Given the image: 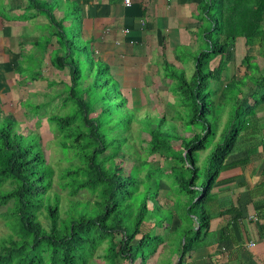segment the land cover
<instances>
[{
    "label": "trees",
    "instance_id": "1",
    "mask_svg": "<svg viewBox=\"0 0 264 264\" xmlns=\"http://www.w3.org/2000/svg\"><path fill=\"white\" fill-rule=\"evenodd\" d=\"M32 1L41 7L38 0ZM194 11V41L200 40L204 48L187 54L192 63L189 76L183 70H165L167 62L178 67L184 58L174 54L172 63L161 54L160 79L173 99L171 114L138 119L132 100L128 103L109 66L90 53L82 67L72 53L83 51L84 45L77 48L72 40L76 35L69 38L60 29L61 21L50 18L59 30L56 35L64 43V53L53 54L49 63L56 70L66 67L68 71L67 84L59 95L66 113H51L46 118L54 126L58 148L68 163L59 170L56 185L68 197L86 192L93 198L68 199L61 209L58 193H49L53 169L45 161L39 139L31 141L30 137L25 143L22 139L29 132L13 131L14 119L1 120L0 207L4 210L0 218L7 232L0 238V264H87L102 243L105 264H149L163 238L145 222L148 211L154 225L169 227L173 215L177 220L168 234L169 240L173 234L177 239L173 264H186L193 250L207 245L214 235L208 229L211 214L206 208L214 196L211 187L221 171L235 164L229 155L244 140L254 106L264 101V0H198ZM238 37L246 45L256 44L263 62L261 72H252V90L245 97L233 74L223 84L214 82L210 87L207 83L220 77ZM249 57L245 54L242 60L249 64ZM133 89L125 87L127 93ZM232 99L234 108L223 111L229 114L220 126L223 109L216 112V106ZM132 121L143 134L138 149L127 142ZM176 127L182 132L187 127L195 131L184 136ZM173 139L179 146L175 152ZM202 151L206 153L200 157ZM154 155L161 159L160 166L152 167L149 158ZM127 160L130 165L123 169L121 162ZM173 179L179 191L191 193L179 212L171 204L162 207L156 198L159 181L166 180L171 191ZM162 209L167 210L165 215L159 214ZM231 209L220 213L228 214ZM115 234L120 235L117 242L113 241Z\"/></svg>",
    "mask_w": 264,
    "mask_h": 264
},
{
    "label": "crops",
    "instance_id": "2",
    "mask_svg": "<svg viewBox=\"0 0 264 264\" xmlns=\"http://www.w3.org/2000/svg\"><path fill=\"white\" fill-rule=\"evenodd\" d=\"M197 1L128 0L125 6L123 0H38L40 7L32 0H0V121L12 118L19 124V117H32L30 101L38 106L47 98L60 99L68 71L49 63L53 54L64 53L52 21H61L60 29L67 34V19L72 18L74 33L84 43L89 41L91 53L109 66L111 75L115 72L112 76L121 88H145L148 69L161 73L164 49L191 45L197 35ZM261 25L264 30V13ZM245 54L252 65L242 60ZM225 67L224 82L236 71L241 96H246L252 90V72L263 67L260 48L238 37ZM53 84L59 89L55 91ZM247 130L229 155L235 164L221 171L211 187L214 196L206 208L211 214L208 229L214 235L191 252L186 264H264V101L254 106ZM230 206V213H220Z\"/></svg>",
    "mask_w": 264,
    "mask_h": 264
},
{
    "label": "rangeland",
    "instance_id": "3",
    "mask_svg": "<svg viewBox=\"0 0 264 264\" xmlns=\"http://www.w3.org/2000/svg\"><path fill=\"white\" fill-rule=\"evenodd\" d=\"M67 21H69V23L66 24L67 35L69 36V38H72L71 36L72 34L76 35L74 33L75 24L74 22H72V18L67 19ZM72 40H73V44L76 45L77 48L81 47L80 45H84L83 51L82 50L79 51L78 49L72 53V56L78 58L81 66L83 67L84 66L83 64L86 62V55L91 56V54H93L91 53V50H90L89 41L84 43L83 41L79 40L77 35L74 36ZM191 41H192L191 45H190V42H186V43H180L179 45H176L174 47L171 46V49L169 51H165L164 49V54H163L164 59L167 58V60L172 63H173L174 54L179 56L180 58H184L182 59V62L178 63L179 64L178 67L176 66L174 67L173 65H170L169 62H167L168 64L165 67L166 71L176 72L177 70L178 71L183 70L184 76L185 77L189 76L192 70V63L187 54H194L200 47L204 48L200 40L194 41V38H192ZM239 53H240V49L239 47H236V57L237 58L239 57ZM93 56L95 57L94 54ZM249 59H251V57H249ZM216 60L217 59H214L213 62L215 63ZM236 62L237 60L235 61V64ZM249 64L252 65V62L251 63L249 62ZM93 69L94 67L89 70L90 77L93 73L92 71ZM225 69L226 67L221 71L220 77L217 80H214L213 82L207 81L210 87L212 86V83L214 82H215V85H220L221 83L222 84L224 83L223 75L226 74V76L228 77V73H226ZM147 71H148L146 75L147 82H148L147 87L144 88L140 86L139 87L135 86V89H133L131 93L130 92L127 93V91H125V88H123V92L125 93L127 97L128 103L131 100L133 102L132 108L134 109V115L136 119L144 117V116L156 117L161 114H164L167 117L171 114L173 99L170 93L167 91L165 82H163L160 79V73L156 72V70L154 71L153 68H150ZM232 73H233V76L237 74L236 71H232L231 74ZM112 75L116 76L114 71L112 72ZM134 83H136L135 80H133V84ZM53 85H54L55 91L59 89V88H55L56 84H53ZM63 86L65 87L64 83H63ZM240 88H241L240 93L242 94L243 87L239 86V89ZM242 97H245V96H242ZM49 100H50L49 98L45 99L44 104H42L38 108H34L32 105L33 102L30 101L28 103V109H30L29 115L32 117H27L25 115L23 118H21L18 116L19 118L17 121L19 124L13 123V125H15L13 127V131L15 132L20 131L24 134L29 132V134L24 135L22 139L23 142L25 143L29 141L30 137H31V141L34 140V138L39 139V143L41 145V151L45 158V161L48 162L53 169L52 189L50 190L49 193L51 195L53 191H56L59 196V205L61 209H65L67 206L68 199L69 200H79V201H84L87 199L91 201L93 197L87 194L86 192L78 193L74 197H68L65 189L57 188L58 186L56 185V183L58 181L57 175L59 173V170L61 168L66 167L68 163L64 160V157L61 154L60 149L58 148V145H57L58 138H55L56 131L54 130V126L52 125V123L48 124V120H46V118L51 113L63 115L66 113V110L60 104V101H61L60 99H58L57 101L54 100V101L48 102ZM234 105H235V102L232 99L227 104L222 103L219 106L218 105L216 106V112H219V111L221 112V110L223 109L222 113L220 114V126H221V123L224 121L226 114L229 111L233 110ZM224 110H228V112H223ZM8 119L13 121L12 118H8ZM194 131L195 129H192L191 127H187L184 130V132H182L180 127H176V132L184 136H189ZM127 134H128L127 142L129 144H132L133 147H135L136 149H138V144L140 142V139L143 137V134H141L138 130V124L132 121L129 124V129L127 131ZM171 144L173 147V152H175V150L179 147L178 141L176 139H173L171 141ZM205 153L206 151L199 152L200 157L204 156ZM150 157L151 159L149 158V160L151 162L152 167H154L156 164L160 166L161 159L157 155L150 156ZM116 161H118V159H116ZM130 161L127 160V161L121 162L122 164L121 167L123 169H126L130 165ZM202 180H204V178H202ZM178 185L179 184L173 179V185L170 184V189L171 191L173 190V194H172L171 191L169 190V187H168L169 185H167L166 180H160L158 190H157V195H156V198L158 199V204L161 205L162 207H167V208L171 204L175 212L181 211L183 204L188 200V197L191 195V193L183 194V192L179 191ZM193 193H196V191ZM198 195L199 194H197L195 198ZM147 206L149 210L150 209L149 202H147ZM3 210H4V207H0V212ZM166 212L167 210H164V209L159 210L160 215H165ZM146 220L147 221L145 222L147 223V225L153 226L151 228V232L160 234L161 237L163 238V243L157 247L155 253L150 257L147 263L149 264H173L174 261L177 259L176 256L174 255L175 252H173V251H177L176 250L177 239H176L175 234H173V236L170 237L171 240H169L168 234L170 230L172 229L173 224L177 222L175 216L174 215L172 216L169 227L167 226V224H164V223L162 224L163 227L165 228H163L159 224L154 225L155 219L150 211H148L147 213ZM6 232H7V229L2 219L0 218V238L3 237ZM119 237H120L119 234H115L113 241L117 242L119 240ZM103 247H105L104 243H102L95 250L92 258L88 260L87 264H105L104 260L101 258ZM136 264H140V263L138 262Z\"/></svg>",
    "mask_w": 264,
    "mask_h": 264
},
{
    "label": "built area",
    "instance_id": "4",
    "mask_svg": "<svg viewBox=\"0 0 264 264\" xmlns=\"http://www.w3.org/2000/svg\"><path fill=\"white\" fill-rule=\"evenodd\" d=\"M123 3H124V5L125 6H127L129 3H128V0H123ZM122 31V33L124 34L125 32H127V30L125 29V30H121ZM249 245H252V243H249Z\"/></svg>",
    "mask_w": 264,
    "mask_h": 264
}]
</instances>
